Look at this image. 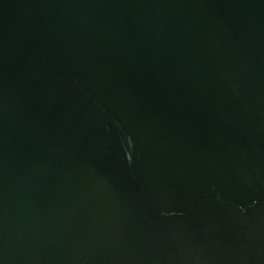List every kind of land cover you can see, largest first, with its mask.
<instances>
[{"label": "water", "instance_id": "1", "mask_svg": "<svg viewBox=\"0 0 264 264\" xmlns=\"http://www.w3.org/2000/svg\"><path fill=\"white\" fill-rule=\"evenodd\" d=\"M0 264H264V0H0Z\"/></svg>", "mask_w": 264, "mask_h": 264}]
</instances>
